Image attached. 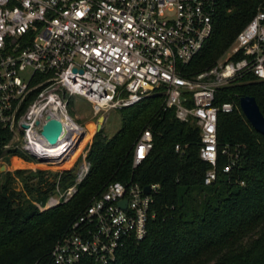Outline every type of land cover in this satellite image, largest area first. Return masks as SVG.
I'll use <instances>...</instances> for the list:
<instances>
[{
	"label": "built area",
	"instance_id": "built-area-1",
	"mask_svg": "<svg viewBox=\"0 0 264 264\" xmlns=\"http://www.w3.org/2000/svg\"><path fill=\"white\" fill-rule=\"evenodd\" d=\"M215 2L0 0V126L9 134L2 148L18 149L39 162L59 161L85 135L70 114L71 96H81L98 114L130 106L158 90L164 109L174 108L179 120L199 128V156L212 166L203 182L211 184L216 179L217 115L234 108L229 101L215 103L218 89L247 74L264 79L262 9L213 66L183 74L212 32ZM48 118L60 120L65 129L56 146L41 135ZM63 144L69 149L52 155L51 150ZM152 145V130L145 128L133 147V167L148 156ZM174 150L183 154L179 143ZM235 162L236 156L230 157L223 171L229 172ZM89 166L84 158L74 184L59 198L40 201V209L66 202ZM148 186L145 193L137 182H110L56 241L52 262L76 264L91 258L107 264L127 240L142 239L154 216L153 193L158 187Z\"/></svg>",
	"mask_w": 264,
	"mask_h": 264
},
{
	"label": "trees",
	"instance_id": "trees-1",
	"mask_svg": "<svg viewBox=\"0 0 264 264\" xmlns=\"http://www.w3.org/2000/svg\"><path fill=\"white\" fill-rule=\"evenodd\" d=\"M258 9L264 10V0H216L212 32L183 74L213 66ZM243 95L253 96L264 116V79L247 74L218 89L215 103L229 101L234 108L217 115L216 179L211 184L203 182L212 166L199 156V128L179 120L174 108L164 109L158 90L119 109L121 126L112 136L102 129L93 135L85 157L89 169L66 202L40 209L22 201L9 179L0 181V264H54L50 252L56 241L113 181L158 187L145 236L127 240L107 264H264V135L240 110ZM145 128L152 130V149L133 167V147ZM8 139L0 126V158L24 154L4 150ZM176 143L182 155L175 152ZM235 156V165L224 172ZM56 176L62 190L75 182L71 169ZM45 184L39 188V201L55 189V182ZM76 264L101 263L83 258Z\"/></svg>",
	"mask_w": 264,
	"mask_h": 264
},
{
	"label": "rangeland",
	"instance_id": "rangeland-1",
	"mask_svg": "<svg viewBox=\"0 0 264 264\" xmlns=\"http://www.w3.org/2000/svg\"><path fill=\"white\" fill-rule=\"evenodd\" d=\"M30 73L28 69L22 73L25 77ZM70 114L85 128V135L73 149L59 160L53 162H39L24 154L9 155L4 153L0 158V181L9 179L10 187L18 193L22 201H28L40 208L48 197L59 198L62 189L58 186L57 172L71 169L76 173L86 157L93 135L97 132L98 118L104 116L101 129L110 137L121 126L119 109H112L107 113L95 114L90 103L81 96L70 97ZM4 165V168L2 166ZM8 173V175H6ZM46 181L55 182V189L49 193L44 201H39V188L46 187Z\"/></svg>",
	"mask_w": 264,
	"mask_h": 264
},
{
	"label": "water",
	"instance_id": "water-1",
	"mask_svg": "<svg viewBox=\"0 0 264 264\" xmlns=\"http://www.w3.org/2000/svg\"><path fill=\"white\" fill-rule=\"evenodd\" d=\"M239 108L244 114L247 121L250 123L251 127L258 133L264 135V116L260 111L258 104L253 96L243 95L239 97L238 100ZM104 121V116L100 115L98 118L97 131L101 129L102 122ZM63 124L60 120L54 118H48L46 122L41 127V135L44 139L52 146L58 144V139L63 137L64 131ZM82 133L75 145L83 138ZM4 168V165L2 166ZM145 193L149 192V186L144 187ZM125 200L120 202V205L124 206Z\"/></svg>",
	"mask_w": 264,
	"mask_h": 264
},
{
	"label": "bare ground",
	"instance_id": "bare-ground-1",
	"mask_svg": "<svg viewBox=\"0 0 264 264\" xmlns=\"http://www.w3.org/2000/svg\"><path fill=\"white\" fill-rule=\"evenodd\" d=\"M67 149H69L68 144H63V145H61L59 147L53 148V150H51L52 151L51 153L54 156L55 155L61 156V155H63L67 151Z\"/></svg>",
	"mask_w": 264,
	"mask_h": 264
}]
</instances>
